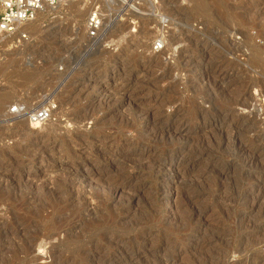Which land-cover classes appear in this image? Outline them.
Returning <instances> with one entry per match:
<instances>
[{"label": "rangeland", "instance_id": "rangeland-1", "mask_svg": "<svg viewBox=\"0 0 264 264\" xmlns=\"http://www.w3.org/2000/svg\"><path fill=\"white\" fill-rule=\"evenodd\" d=\"M21 25L0 34V264H264V0Z\"/></svg>", "mask_w": 264, "mask_h": 264}, {"label": "built area", "instance_id": "built-area-1", "mask_svg": "<svg viewBox=\"0 0 264 264\" xmlns=\"http://www.w3.org/2000/svg\"><path fill=\"white\" fill-rule=\"evenodd\" d=\"M68 0H0V34H10L17 31L21 24L31 21L36 13L42 10L44 4L53 6L58 3H65ZM101 24L97 11H92L86 21V29L89 37H94ZM24 37L25 33L20 32ZM52 107L41 106L38 110H32L26 114L30 125L39 124L47 120ZM23 111L20 105L9 107V114H16Z\"/></svg>", "mask_w": 264, "mask_h": 264}, {"label": "bare ground", "instance_id": "bare-ground-1", "mask_svg": "<svg viewBox=\"0 0 264 264\" xmlns=\"http://www.w3.org/2000/svg\"><path fill=\"white\" fill-rule=\"evenodd\" d=\"M69 1H71V0H69ZM45 7H47V5L44 4L42 10H43ZM21 26H22V25H21ZM18 31H19V28H18ZM29 112H30V111H29ZM29 112H28V113H29Z\"/></svg>", "mask_w": 264, "mask_h": 264}]
</instances>
